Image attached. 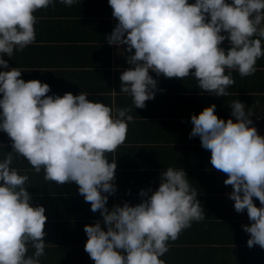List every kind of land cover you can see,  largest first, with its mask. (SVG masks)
Instances as JSON below:
<instances>
[{
	"label": "clouds",
	"instance_id": "obj_1",
	"mask_svg": "<svg viewBox=\"0 0 264 264\" xmlns=\"http://www.w3.org/2000/svg\"><path fill=\"white\" fill-rule=\"evenodd\" d=\"M55 2L0 0V131L10 137L12 148L0 158V264H41L46 248V209L33 206L25 187L29 178L13 167L14 159H26L36 172L43 170L47 181H74L91 210L100 212L104 227L99 219L84 226V248L95 264H166L161 257L169 241L206 218L184 169L162 171L155 190H140L139 203L109 208V196L117 190V164L106 153L125 141L134 121L132 107L90 100L88 92L47 95L48 83L25 81L23 72L4 59L34 43L35 12ZM59 2L72 6L77 0ZM108 3L118 23L107 42L126 45L120 49L131 66L120 73L119 91L132 98L135 109L163 91L151 72L167 78L192 76L202 92L227 96L235 83L232 70L251 76L264 57V0ZM226 40L227 48L222 46ZM229 106L227 120L218 117L215 103L192 114L189 135L199 136L211 164L227 174L224 183L232 186L228 196L235 210H247L251 224L242 227L250 234L248 246L264 248V135L244 102L234 100ZM29 247L34 249L31 255Z\"/></svg>",
	"mask_w": 264,
	"mask_h": 264
},
{
	"label": "crops",
	"instance_id": "obj_2",
	"mask_svg": "<svg viewBox=\"0 0 264 264\" xmlns=\"http://www.w3.org/2000/svg\"><path fill=\"white\" fill-rule=\"evenodd\" d=\"M112 12L108 0H77L72 6L56 0L54 6L35 12L34 43L4 59L9 67L23 72L25 81L48 83L51 90L47 95L88 92L90 100L132 107L134 121L128 124L125 141L106 153L109 162L117 164V190L109 196V208L125 201L139 203L140 190H155L162 171L184 169L206 218L194 221L175 241H169V250L161 257L166 264H264V248L247 244L250 234L242 225L251 221L246 209L235 210L228 196L232 186L224 183L227 174L211 164V154L202 147L199 136L189 135L192 114L198 115L215 103L218 117L227 120L232 111L229 105L238 99L246 104L258 133L264 135V57L257 60V71L251 76L242 77L232 70L235 83L229 86L227 96L202 92L192 76L167 78L151 72L163 91H157L144 108L135 109L132 98L119 91L120 73L131 67L127 53L120 49L127 46L118 48L106 39L118 23ZM222 46L227 48L228 41ZM11 150L10 137L0 131V158ZM13 167L27 174L25 187L33 206L46 209V248L41 264H95L84 248V226L98 219L104 225L100 212H93L90 202L79 193V186L74 181L57 184L45 180L43 170L36 172L26 159H14ZM33 252L29 247L28 254Z\"/></svg>",
	"mask_w": 264,
	"mask_h": 264
},
{
	"label": "trees",
	"instance_id": "obj_3",
	"mask_svg": "<svg viewBox=\"0 0 264 264\" xmlns=\"http://www.w3.org/2000/svg\"><path fill=\"white\" fill-rule=\"evenodd\" d=\"M256 201V205H260L259 199L258 198H254Z\"/></svg>",
	"mask_w": 264,
	"mask_h": 264
}]
</instances>
